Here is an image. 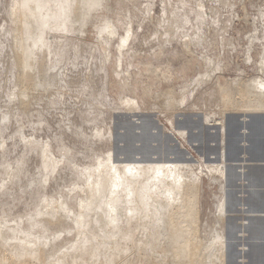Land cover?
<instances>
[{
  "label": "rangeland",
  "instance_id": "rangeland-1",
  "mask_svg": "<svg viewBox=\"0 0 264 264\" xmlns=\"http://www.w3.org/2000/svg\"><path fill=\"white\" fill-rule=\"evenodd\" d=\"M184 1L183 9L180 8L182 5H179V0H150L151 5L148 0H111L114 9L108 14V18L116 25H113L115 26L113 28H116L115 33L117 32L111 41L107 34L101 35L98 27L96 28L99 25L102 28L103 22L99 24L93 22L94 19L85 29L75 24L70 28V32L61 31L59 23L58 30L54 26H45L47 29H44L42 35L44 46L40 41L37 42L39 32L35 31L33 39L27 40L28 43L34 40L40 43L35 45L34 41V45L30 44L31 47L28 48L31 54L29 59L32 61L29 63L33 65L29 64V66H35L34 69L28 70L32 73L33 81L31 80L27 87H22V79L19 78L21 76L19 68L22 65L16 60L11 15L14 0H0V227L2 226L0 236L3 238L0 241L2 244L4 240V244L10 242L7 246L19 242L23 244L22 241L28 236L29 240L36 239L34 244L39 246L44 243L43 245L46 246L45 248L42 246L43 251H47H44L46 257L42 252L44 264L49 263L48 261L51 264L56 260V263L58 260L65 262L62 264H72L74 261L77 263L76 260H80L79 256L84 254L80 257L83 261L80 260L79 263L88 258L84 263L88 264L94 255L90 253L92 250L94 253L96 246L99 245L96 249L99 255L97 256L96 253L94 258H100L95 261L93 258L91 262L94 264L97 261L98 264H109L110 262L104 263V256L112 254V250L113 254L119 255L118 257L114 255L116 258L110 255L111 259L110 256L107 257L109 261L115 259L112 264H148L147 260L150 257L155 262L156 260L159 262L158 258L159 260L161 258L162 264L165 262L176 264L178 261L181 262V259L170 258L166 253L165 258L164 251L158 247L164 244L167 237L163 215L162 219L158 216L164 213L163 208L166 207L163 205H169L166 202L170 201V204H174L173 199L176 202L175 198L180 192L177 186L185 180L188 183L189 179V183L193 184L195 180L198 186L196 227L200 242L199 252H201V258H198L202 260V262L199 260L200 264H264V253L258 260H253L252 256V249L255 246L264 248V109H255V111L251 109V111L244 109L243 106V110L239 105L238 108L231 105L225 108L219 94L221 90L219 84L229 85L235 90L234 86L237 89V86L250 82L259 88L256 91L264 97V85L259 83H264V0ZM197 11L200 13L197 14L198 16ZM21 16L25 15L21 14ZM169 22L172 23L170 27ZM178 25L181 27L179 28ZM130 27L133 31L131 41L128 40L121 47L117 46L120 45L124 35H128ZM168 37L170 39H167ZM183 38L187 43L191 42L189 48L192 52L188 53L184 49ZM155 68L159 70L156 71ZM36 69L42 71V73L37 72L42 76L36 74ZM160 69L162 72H159ZM22 88H26V91ZM166 91L170 92L171 96ZM132 165L137 166V172ZM140 166H144L147 172L143 167L142 169L149 175L140 174L142 170ZM155 166L157 169L159 167L161 172L157 173L160 175L154 174ZM167 167L170 168L169 171L168 169L165 171ZM121 168L128 173H123ZM148 169L151 171L148 172ZM118 170L121 176L127 177L130 181L124 178L125 181ZM174 170L176 175L173 177ZM176 170L185 174L183 175L182 172L178 174ZM144 171L142 170V173ZM164 171L166 175L168 174L167 177L165 176L168 181L164 177ZM101 173L104 175L101 176ZM136 173L143 176L137 177L138 174L134 176ZM153 175H156V178H153ZM161 175L163 177H160ZM131 176L137 177L138 182L144 181L138 183ZM148 176L149 178L146 179ZM117 178L119 182L115 191L111 183ZM152 180L154 183L156 180L160 182V186L158 182L155 183L158 184L155 185L159 187H157L158 192ZM145 181H152L148 182L152 188ZM130 182L137 191L129 185ZM161 182L166 187L165 185L161 187ZM166 183L168 185L173 183L171 188L173 191ZM109 184L110 190H108ZM126 186L129 190L133 189L131 195ZM142 186L143 189L139 188ZM173 186L178 189H174ZM106 189L109 194L105 192ZM159 189H167L170 192L168 191L167 194V191L161 192ZM92 190L97 192L92 195ZM153 190L158 193L157 197ZM144 191L148 192H145L146 197L150 194L157 204H153L150 195L146 198ZM175 191L176 197L171 198L170 196L173 195L171 192ZM159 192L163 200L159 199ZM138 193L140 195L137 196ZM128 196L139 197L135 200L144 210L150 207L147 211L141 210L140 207L138 211L141 212H134L133 218L131 217L133 221L130 219L129 223L126 222V214L129 215V212L125 211L126 205L129 206L125 201ZM141 196H144L142 197L144 202L149 200L152 204L139 201ZM161 201H165L166 204ZM110 204L116 206L115 209L118 208L115 210L117 215L112 212L115 215L114 219L118 217L115 219L118 222L114 220L115 225H118L116 230L115 226H111L112 230L110 227L104 229L103 226L99 228L94 225L99 222L98 226H101L103 223L101 224L100 220L110 218ZM137 204L135 203L136 206ZM80 209L86 213L83 219L77 213ZM46 210L50 211L48 214L51 217L44 215L47 213ZM144 212L147 213L146 216ZM72 213H75V216ZM141 213L147 221L149 218L151 220L149 219L148 222L143 220ZM60 215L63 219L58 217ZM137 215L141 223L134 219ZM154 216L162 221L159 220L158 223L153 219ZM85 219L91 221L86 220V223ZM82 220L88 226H92V231L97 236L99 233L101 235L95 236L93 245L90 241L92 239L87 241L86 235L84 239L81 237L83 234L80 236L77 232L79 226H84ZM141 220L146 221L147 225L142 226L144 222ZM124 222L127 223L126 226ZM149 223L151 230L146 228L145 232V226L148 227ZM39 224L44 225V229ZM151 224L154 226L152 227ZM108 229L114 233V237L118 236V239L110 237L113 233H108ZM154 229L157 232H154ZM74 230H77L78 234ZM148 231L150 237L147 235ZM120 232H123L122 235L125 233L124 237ZM151 232L155 234L151 235ZM118 233L119 235H116ZM143 235L145 239H141ZM20 236L22 241L18 240L21 239ZM103 236L108 238L105 239ZM56 237L58 238L55 239ZM80 237L82 241H87L79 242L84 246L86 244L85 248L88 249V252L86 249L81 250L86 252L83 255L75 248L79 245L76 243L81 240ZM115 239L119 241L114 242ZM109 240L113 241V245H107L110 243ZM32 241L29 245L33 243ZM141 242L146 243L145 246L152 243L150 245L152 247L149 249ZM154 242L157 244L155 245ZM103 243L108 247H119L123 252L121 249V252L117 251L119 248L114 250L111 247L112 249L109 250ZM115 243L118 246L114 245ZM37 246L33 247L37 248ZM137 246L140 249L137 250ZM103 248L107 253L99 252ZM135 249L138 252H135ZM201 249L203 251H200ZM72 254H77L75 258L78 259L75 260Z\"/></svg>",
  "mask_w": 264,
  "mask_h": 264
},
{
  "label": "bare ground",
  "instance_id": "bare-ground-1",
  "mask_svg": "<svg viewBox=\"0 0 264 264\" xmlns=\"http://www.w3.org/2000/svg\"><path fill=\"white\" fill-rule=\"evenodd\" d=\"M149 2V5H151L150 4V0H148ZM152 1V0H151ZM163 1H165V0H163ZM178 1V0H177ZM117 3H119L118 1H117ZM166 3V2H165ZM164 3V4H165ZM185 3V1L184 0H179V5L181 4L182 6L180 7V8H183L184 9V7H183V4ZM201 4V3H200ZM200 4H198V5H200ZM116 5H118V4H116ZM116 5H114V6H116ZM148 6V5H147ZM173 6V5H172ZM178 6V5H177ZM201 6V8L203 7L202 6V4L200 5ZM151 8H152V6H150ZM180 8L178 9V10H180ZM114 9V7H113V5H111V0H14V2H13V6H12V8H11V15H12V17H13V25H14V40H15V46L14 47H16L15 49V52H16V60H17V62H19V64L20 65H22L21 66V68H19V69H21V76L19 77L20 79H22L21 81H22V83H23V86L22 87H27L28 85L27 84H29V82H32L33 80L31 79V76H32V73L30 72V71H28L29 70V68H32V69H34V67H31V66H33L32 64H30L32 61L29 59V55H31V54H29L30 52H29V47H31V45L30 44H32V45H37L38 43H36V41L34 42V41H32V42H27V40L29 41V40H31V39H33V35L35 34L34 32L35 31H38L39 32V34H37L38 35V37L37 38H39V40L37 41V42H39L40 41V43H41V45H45L44 44V42L42 41V40H44V38H42V35H43V32H44V29H47V28H45V26H47L48 25V27H49V25L50 26H54V27H57V30H58V26H57V24L59 23V25L61 26V31H64V32H66V31H68V32H70V28L72 27L73 28V26L75 25V24H77L80 28H83V29H85V28H87V26H88V24H90V23H92L91 22V20H95V21H93V22H98L99 24H100V22H103V26H102V28H100L99 26H96V28L97 29H99V31L98 32H100L101 33V35L102 34H107L108 36H109V41H111L112 40V38L114 37V36H116V34H117V32L115 33V29L116 28H113V27H115L116 25L115 24H113L114 22H111V20H110V18H108L109 17V13L112 11ZM148 9H149V7H148ZM145 10H146V8H145ZM201 10V9H200ZM149 11V10H148ZM193 11V10H192ZM146 12V11H145ZM179 12V11H178ZM191 12V11H190ZM203 12V11H202ZM148 13V12H147ZM152 13V12H151ZM21 14H23V15H25L24 17L23 16H21ZM146 14V13H145ZM199 15L200 13H199V11H197V13H196V15ZM205 14V13H204ZM181 15V14H180ZM180 15H179V17H180ZM195 15V16H196ZM197 15V16H198ZM150 16H151V14H150ZM150 16H148V18H150ZM171 16V15H170ZM154 17V16H153ZM175 17V16H174ZM184 17V16H183ZM200 17V16H199ZM253 17H254V15H253ZM245 18V17H244ZM264 18V17H263ZM166 19V18H165ZM171 19H172V17H171ZM174 19V18H173ZM177 19H178V17H177ZM151 20H152V18H151ZM150 20V21H151ZM155 20V19H154ZM168 20V19H167ZM28 21V22H27ZM113 21V20H112ZM166 21V20H165ZM175 21V20H174ZM179 21H180V19H179ZM182 21H184V19L182 20ZM186 21V20H185ZM130 22V21H129ZM204 22V21H203ZM161 23V22H160ZM175 23V22H174ZM176 23H177V21H176ZM184 23V22H183ZM28 24V25H27ZM95 24V23H94ZM172 23H170L169 22V24H168V26L169 25H171ZM181 24V23H180ZM253 24H254V22H253ZM92 25V24H91ZM98 25V24H97ZM113 25H115V26H113ZM160 25V24H159ZM182 25V24H181ZM181 25H178V27L180 28L181 27ZM197 25V24H196ZM59 26V27H60ZM130 26V25H129ZM183 26V25H182ZM253 26V25H252ZM54 27H53V29H54ZM162 27V26H161ZM170 27V26H169ZM50 29H52V27L50 28ZM126 30V29H125ZM150 30V29H149ZM148 30V31H149ZM164 30V29H163ZM168 30H170V29H168ZM155 31H157V30H155ZM165 31V33H166V30H164ZM129 32V33H128ZM128 35L126 36V35H124V37L126 36V38H124L123 36H121V37H123L121 40V43H119L120 45H117V46H119V47H121V46H123V43H127L128 42V40H130L131 41V39H132V29H131V27L128 29ZM169 32V31H168ZM154 33V32H153ZM156 34H159V33H156ZM171 34V33H170ZM174 34V33H173ZM35 36V35H34ZM152 36H154V34L152 35ZM170 36V35H169ZM187 36V35H186ZM100 37V36H99ZM105 37V36H104ZM120 37V38H121ZM161 37V36H160ZM173 37H174V35H173ZM31 38V39H30ZM149 38H151V37H149ZM186 38V37H185ZM188 38V37H187ZM251 38V37H250ZM249 38V39H250ZM253 38V37H252ZM167 39H170V37H168ZM184 39V38H183ZM189 39V38H188ZM187 39V41H190V40H188ZM13 40V41H14ZM104 40V39H103ZM185 41L184 42H182V45H183V47H184V49L189 53L191 50H190V48H189V45H190V43L188 42H186V39H184ZM107 41V40H106ZM168 41V40H167ZM171 41H172V38H171ZM33 42H34V44H33ZM105 42V41H104ZM165 42V41H164ZM193 42V41H192ZM251 42H252V39H251ZM40 43L38 44V45H40ZM108 44H109V42H107ZM159 44H161V43H159ZM48 45V44H47ZM164 45V44H163ZM195 45V44H194ZM159 46H161V45H159ZM193 46V45H192ZM125 48V47H124ZM44 50V49H43ZM122 50V49H121ZM120 50V51H121ZM125 50V49H124ZM107 51V50H106ZM162 51V50H161ZM160 51V52H161ZM34 52V51H33ZM192 52V51H191ZM121 53V52H120ZM107 54V53H106ZM108 56V55H107ZM159 56V55H158ZM30 60V61H29ZM208 60V59H207ZM30 62V63H29ZM209 62V61H208ZM214 63V62H213ZM29 64L31 65V66H29ZM34 64V63H33ZM263 64V63H262ZM261 64V65H262ZM205 65V64H204ZM211 65V64H210ZM260 65V66H261ZM42 67V66H41ZM152 67V66H151ZM156 67V66H155ZM39 69H40V67H39ZM149 69V67H147V70ZM154 69V68H153ZM156 69V71H157V69L158 68H155ZM42 70V69H41ZM159 70V69H158ZM40 73H42V71H40V70H38ZM37 69H36V74H37ZM155 71V70H154ZM30 72V73H29ZM34 72V73H35ZM44 72V71H43ZM159 72H162L161 71V69H160V71ZM157 73V72H156ZM119 74V73H118ZM164 74V73H163ZM38 75V74H37ZM46 75V74H45ZM161 75H162V73H161ZM208 75V74H207ZM35 76V75H34ZM38 76H42V75H38ZM166 76H164V78H165ZM32 78H33V76H32ZM36 78V76L34 77V79ZM37 78H39V77H37ZM43 79V78H42ZM45 79V78H44ZM48 79V78H47ZM218 79V78H217ZM259 79H261V78H259ZM263 79V78H262ZM32 80V81H31ZM36 80H34V82H35ZM41 81V80H40ZM219 81V80H218ZM217 81V82H218ZM47 82V81H46ZM216 83V82H215ZM220 83V82H219ZM237 83V82H236ZM235 83V84H236ZM260 84H262V85H264V83H261V82H259ZM37 84V83H36ZM38 84H39V82H38ZM47 84V83H46ZM230 84V83H229ZM239 84V83H238ZM257 84V83H256ZM234 85V84H233ZM232 85V86H233ZM219 87H220V101H221V103H223L224 104V107L225 106H227L228 105V107L231 105V106H238L239 105V107L241 106L242 107V109L244 108V109H246V110H248V109H254L253 111H255V109H264L263 107H264V97H263V95L262 96H260V94H259V92H257L256 91V89L258 88L256 85H254L253 83L252 84H250V82L249 83H244L243 85L241 84V85H239V86H237V89H236V87L234 86V88H235V90L234 89H232L229 85H224V86H221L220 84H219ZM259 89V88H258ZM19 90V89H18ZM22 90L23 91H26V88H22ZM149 90V89H148ZM146 91H147V89H146ZM168 91H170V90H168ZM168 91H166L168 94H169V96H171L170 95V92H168ZM21 93V92H20ZM25 93V92H24ZM150 93V92H149ZM167 93H166V95H167ZM172 94V93H171ZM238 98H237V97ZM21 97V96H20ZM173 97V96H172ZM22 98V97H21ZM25 98H27V97H25ZM165 98H166V96H165ZM169 98V97H168ZM169 99H171V98H169ZM130 100V99H129ZM28 101V100H27ZM128 101V100H127ZM170 101H172V100H170ZM169 102V101H168ZM238 102V103H237ZM22 103V102H21ZM128 103V102H127ZM171 103H173V102H171ZM175 103V102H174ZM20 104V103H19ZM126 105V104H125ZM168 105V104H167ZM127 106V105H126ZM129 106V105H128ZM127 106V107H128ZM221 106V105H220ZM244 106V107H243ZM132 107V106H131ZM223 107V106H222ZM235 107V108H236ZM133 108V107H132ZM135 108V107H134ZM226 108V107H225ZM232 108V107H231ZM238 108V107H237ZM236 108V109H237ZM130 109V108H129ZM243 109V110H244ZM132 110V109H131ZM252 111V110H251ZM260 111V110H259ZM263 111V110H262ZM214 126V125H213ZM224 153V152H223ZM138 160V159H137ZM172 160V159H171ZM170 160V161H171ZM144 161V160H143ZM161 162V161H160ZM48 164V163H47ZM51 164V163H50ZM56 164V163H55ZM114 164V163H113ZM126 164V163H125ZM134 164V163H133ZM162 164V163H161ZM53 165V164H52ZM109 165V164H108ZM119 165V164H118ZM135 165H137V164H135ZM148 165V164H147ZM167 165V164H166ZM169 165V164H168ZM50 166V165H49ZM106 166V165H105ZM113 166V165H112ZM124 166V165H123ZM129 166H131V165H129ZM132 166H134V165H132ZM158 166V165H157ZM161 166V165H160ZM170 166V165H169ZM168 166V167H169ZM52 167V166H51ZM115 167V166H114ZM127 167V166H126ZM137 167V166H136ZM135 166H134V168H135V172H137V168H136ZM142 167L145 169V167L144 166H140V168L142 169ZM149 167V166H148ZM147 167V168H148ZM151 167V166H150ZM154 167V166H153ZM152 167V168H153ZM166 167V166H165ZM168 167L166 168V170L165 171H167V169H168ZM53 168V167H52ZM110 168V167H109ZM120 168V167H119ZM133 168V169H134ZM155 168L157 169V167L155 166ZM154 168V169H155ZM162 168H164V166L163 167H161V170L163 171V169ZM173 169H174V166L172 167ZM171 168V169H172ZM176 168V167H175ZM122 169V168H121ZM125 169V168H124ZM138 169H139V165H138ZM140 169V170H141ZM144 169H142L143 171H144ZM149 169H151V168H149ZM149 169H148V172H150L149 171ZM155 169V172H154V174H157V175H160V174H158L159 172H161V171H159V167H158V171ZM170 169V168H169ZM169 169H168V171H169ZM177 170H178V168H176ZM89 170V169H88ZM87 170V171H88ZM102 170V169H101ZM101 170H99L100 172H102ZM129 170V169H128ZM131 170V169H130ZM129 170V171H130ZM142 170H141V172H140V174H145V175H147L148 173H145V171L147 172V169H145V171H144V173H142ZM176 170V173L178 172ZM111 172H112V170H110ZM113 171H115L116 172V170L115 169H113ZM119 172H120V170H118ZM122 171H123V173H128L127 172V170H123L122 169ZM154 171V170H153ZM164 171V172H165ZM171 171V170H170ZM119 172H117V175H119L118 173ZM131 173L133 172V171H130ZM134 172V173H135ZM158 172V173H157ZM164 172H162V173H164ZM179 172H182V171H179ZM178 172V174H181V173H179ZM10 173V172H9ZM91 173V172H90ZM130 173V174H131ZM161 173V174H162ZM184 172H182V174H183ZM98 174H99V172H98ZM113 174V173H112ZM138 173H136V174H134V176L135 175H137ZM169 174L171 175V172H169ZM177 174V175H178ZM185 174V173H184ZM183 174V175H184ZM186 174H188V173H186ZM84 175H86V174H84ZM104 175V174H103ZM102 175V173H101V176H103ZM122 174H121V172H120V176H121ZM125 175V174H124ZM133 175V174H132ZM143 175H140L139 176V174L137 175V177H141V176H143ZM149 175V174H148ZM152 175V174H151ZM164 175V174H163ZM168 175V174H167ZM167 175H166V172H165V175H164V177L166 176L167 177ZM169 175V176H170ZM174 175H176L175 174V170H174V172H173V177H174ZM48 176V175H47ZM88 176V175H87ZM106 176H107V174H106ZM114 176H116V175H114ZM120 176H119V178H120ZM126 176V175H125ZM156 175H153V178H156L155 177ZM180 176V175H179ZM178 176V177H179ZM89 177H90V175H89ZM96 177H97V175H96ZM117 177V176H116ZM115 177V178H116ZM121 177H123V176H121ZM131 177H133V176H131ZM137 177L135 178V177H133V178H135V180L138 182V180L139 179H137ZM152 176H150V178H151ZM160 177H163L162 175L160 176ZM160 177H158L159 179H160V181H162L161 180V178ZM165 177V178H166ZM173 177H172V179H173ZM183 177V176H182ZM102 178H105V177H102ZM119 178H117V179H115L114 181H113V179H112V183H111V185H112V187L114 186V188L117 186V183L119 182ZM124 178H126L128 181H130V179H128L127 177H123V179ZM133 178L131 179V181L133 180ZM145 178V177H144ZM149 178V176L146 178V179H148ZM157 178V179H158ZM164 178V179H165ZM186 179H187V177H185ZM10 179V178H9ZM111 179V178H110ZM143 178H141V180H142ZM152 179V178H151ZM163 179V180H164ZM167 179V181H168V178H166ZM170 180H171V178H169ZM176 180H177V176H176V178H175ZM174 179V180H175ZM179 179H180V177H179ZM178 179V180H179ZM183 180H184V177L182 178ZM99 180H101V179H99ZM98 180V181H99ZM108 180V179H107ZM121 180H122V178H121ZM125 180V179H124ZM135 180H134V184H136V182H135ZM155 180V179H154ZM154 180H152V181H145L146 183H148V182H152V184H153V186H155V185H158L160 182L158 181V180H156V182L155 183H157L158 182V184H155L154 183ZM169 180V182H171ZM174 180H172V182L174 181ZM175 180V181H176ZM191 180V179H190ZM194 180V179H193ZM97 181V182H98ZM106 181V180H105ZM126 181V180H125ZM127 181V182H128ZM144 180H142V182H143ZM166 180H165V182H167ZM186 181V180H185ZM185 181H183L182 182V180L181 181H179V184L181 183V189H180V186H177L176 188L178 189V196H177V198H175L176 199V202H174V199H173V203L174 204H170L169 202H166V203H168L169 205H167L166 203H164L165 201H167L168 200V193L170 192L169 190H167V189H163V190H165V192L167 191V197H166V199L167 200H165V201H161L162 203H164V204H166L165 206L163 205V207H166V208H163V211H164V213L163 214H159V213H157V211H156V213L157 214H159L160 216H158V217H160V219H162V215H163V219L162 220H164V226H166L165 228H166V241L164 242V244H160V245H158V247H160L159 249L160 250H163L164 251V255H165V253L167 254V255H170V258H176V259H181V262H179L178 261V263H181V264H200V261L202 262V260H200V253L201 252H199V246H200V242H199V240H198V237H197V227H196V222H197V219H196V201H197V194L198 193H196L197 192V190H198V186H196L197 184H195L196 183V181L194 180V182L195 183H193V184H191V183H189L190 181H189V179H188V183H186ZM192 181V180H191ZM133 182V181H132ZM132 182H130L129 183V185L132 183ZM139 182H141V181H139ZM138 182V183H139ZM141 182V183H142ZM144 182V183H145ZM162 182H164V181H162ZM161 182V183H162ZM121 183H122V181H121ZM124 183V182H123ZM126 183V182H125ZM141 183H140V185H141ZM145 183V184H146ZM174 183V182H173ZM172 183V184H173ZM178 183V182H177ZM88 184V183H87ZM90 184V183H89ZM100 184V183H99ZM106 184H108V182L106 183ZM134 184H132V185H134ZM149 184V187H151V184L150 183H148ZM167 184V183H166ZM171 184V183H170ZM172 184L171 185H168L167 184V186H170L169 188L171 189L172 188ZM175 184H176V182H175ZM178 184V185H179ZM44 185V184H43ZM110 184H109V186H108V190H110L109 189V187L111 186ZM119 185H120V183H119ZM118 185V186H119ZM129 185H127L128 187H129ZM142 185H144V184H142ZM163 185V183L161 184V187H164V185ZM177 185V184H176ZM175 185V186H176ZM93 186V185H92ZM91 186V187H92ZM103 186H105L104 184H103ZM102 186V187H103ZM124 186V185H123ZM126 186V187H127ZM131 186V185H130ZM146 186V185H145ZM158 186H160V184L158 185ZM158 186H155L154 188L155 189H157V187ZM79 187V186H78ZM94 187H95V185H94ZM93 187V188H94ZM128 187L126 188V189H128ZM132 187V186H131ZM135 187V186H134ZM134 187H132V188H134ZM147 187V189H149L148 188V186H146ZM160 187V188H161ZM165 187H166V185H165ZM174 187V186H173ZM88 189H89V187H87ZM92 188V189H93ZM100 188V187H99ZM113 188V189H114ZM120 188V187H119ZM122 188V187H121ZM131 188V189H132ZM136 188H138V185H137V187ZM139 188H142L143 189V186L142 187H139ZM152 188V187H151ZM159 188V187H158ZM168 188V187H167ZM175 187H174V189H176ZM102 189H104V187L102 188ZM135 189V188H134ZM144 189H146L145 187H144ZM146 189V191H149V190H147ZM162 189V188H161ZM161 189H159L161 192L163 191V190H161ZM112 190V189H111ZM129 190V189H128ZM127 190V191H128ZM136 190V189H135ZM152 190V189H151ZM172 191H173V189H171ZM102 192H103V190H101ZM115 191H116V188H115ZM137 191V190H136ZM146 191H144V194H145V197H146V193H148V192H146ZM154 191V190H153ZM169 191V192H168ZM88 193L90 192L89 190L87 191ZM94 192H95V190H92V192H91V194L93 195L94 194ZM96 192H97V190H96ZM95 192V193H96ZM106 193H108V191H107V189H106V191H105ZM131 192V193H130ZM132 192H133V189L132 190H129L128 191V193H130V195L132 194ZM135 192V191H134ZM139 192H141L142 193V191H139ZM146 192V193H145ZM156 192H158V189H157V191ZM156 192L154 191L153 193H155L156 194ZM161 192H159L160 194L158 195L159 196V199H162L163 200V198H160L162 195H161ZM137 193V192H136ZM149 193H151L150 191H149ZM176 193V191L174 192V193H172L171 192V194H173L172 196H170L171 198L172 197H176V196H174V195H177V194H175ZM109 194V193H108ZM108 194H107V196H108ZM123 194V193H122ZM126 194V193H125ZM135 193H133V195H134ZM152 194V193H151ZM154 194V195H155ZM158 194V193H157ZM157 194L155 195L156 197H157ZM163 194V193H162ZM165 194V193H164ZM97 195V194H96ZM115 195H117V193H115ZM124 195V194H123ZM128 195V194H127ZM137 196L138 195H140V193H138V194H136ZM150 194H148V196H149ZM88 196H91V195H88ZM95 196V195H94ZM118 196V195H117ZM136 196V198H137V200H138V198L139 197H137ZM147 196V197H148ZM151 196V195H150ZM149 196V197H150ZM164 196V195H163ZM92 197V196H91ZM91 197H90V199H91ZM110 197H111V195H110ZM109 197V198H110ZM113 197V196H112ZM131 197V196H130ZM142 197H144V196H141V199H139V201L140 200H142L143 201V199H142ZM146 197V198H147ZM152 198H153V196H151ZM165 197V196H164ZM89 198V197H88ZM134 198V199H133ZM135 198V196L133 197H131V198H129V196L127 197V198H125V201H127V203H129V206L128 205H126V208H127V210H125L126 208H125V206H124V210L125 211H127V212H129V215L128 214H126V212L124 213V214H126V219H127V221L126 222H128V221H130V219L132 220V216L134 215V212H137V213H140L139 211H138V209H140V207H142L141 206V204L137 201L136 202V199ZM145 198V199H146ZM44 199V198H43ZM92 199H93V197H92ZM91 199V200H92ZM112 199H114V198H111V200ZM150 200H151V198H149ZM157 199V198H156ZM165 199V198H164ZM91 200H89V203H90V201ZM148 200V199H147ZM158 200V199H157ZM87 201H88V199H87ZM142 201H141V203H142ZM145 201V200H144ZM143 201V203H151L152 201H153V204H157V201L155 200V198H153V200L151 201V202H149V200H148V202H144ZM154 201H156V203L154 202ZM61 202V201H60ZM82 202V201H81ZM109 202V201H108ZM124 202V201H123ZM159 202H160V200H159ZM87 203V202H86ZM99 203V202H98ZM110 203V202H109ZM115 203V202H114ZM113 203V204H114ZM127 203H125V204H127ZM135 203L137 204V206H139V204H140V206H139V208H136L137 206L135 205ZM171 203H172V200H171ZM93 204V203H92ZM152 204V203H151ZM160 204V203H159ZM66 205V204H65ZM91 205V204H90ZM98 205H100V203L98 204ZM97 205V206H98ZM115 205V204H114ZM114 205H111L110 204V207H109V211H110V213H111V216H110V218H107V220H105V219H103L105 222H103V220H100V223L102 224L103 223V225H99L98 226V224H99V222H98V224L96 225V224H94V222L93 223H91L90 222V224H94L95 226H97V227H99V228H102V226H103V228L105 229L106 227L107 228H109L110 227V229H112L114 226V229L116 228V226L118 227V225H115V222H114V220L115 219H117V218H115L114 219V217H115V215H117L116 213H115V210H117V209H115L116 208V206H114ZM117 205V204H116ZM121 205V204H120ZM123 205V204H122ZM143 205V204H142ZM149 205V204H148ZM162 205V204H161ZM145 206H146V204L144 205V208H145ZM150 206H153V205H150ZM53 207V206H52ZM79 207V206H78ZM85 207V206H84ZM96 207V206H95ZM119 207V206H118ZM154 207V206H153ZM101 208V207H100ZM121 208V207H120ZM150 207H148V209H149ZM155 208V207H154ZM60 209V208H59ZM106 209V208H105ZM122 209V208H121ZM137 211H136V210ZM143 209V207L141 208V210ZM147 208L145 209L146 211L148 210ZM165 209V210H164ZM49 210V209H48ZM53 210H54V208H53ZM66 210V209H65ZM78 210H79V208H78ZM83 210V209H82ZM81 209H80V212H77V213H79V217H81V219H83V217L85 216V214L86 213H88V211L86 210V208H85V210L87 211L85 214L83 213V211H82ZM84 210V211H85ZM91 210V209H90ZM144 209H143V211H145ZM153 210V209H152ZM47 211V210H46ZM55 211V210H54ZM82 211V212H81ZM92 211V210H91ZM142 211V212H143ZM161 212H163L162 210H160ZM56 213L58 212L57 210L55 211ZM63 212V211H62ZM105 212V211H104ZM112 212H114L115 213V215L112 213ZM120 212H121V210H120ZM38 213V212H37ZM48 213H50V211H47V213H44V215L45 214H47V217H49V215L50 214H48ZM52 214L54 213L53 211L51 212ZM92 213V212H91ZM90 213V214H91ZM94 213V212H93ZM100 213V212H99ZM145 213V212H144ZM156 213H154V214H156ZM35 214V213H34ZM58 214V213H57ZM60 214L62 215V213L60 212ZM73 214V213H72ZM75 214V213H74ZM73 214V215H74ZM89 214V215H90ZM41 215V214H40ZM42 215H43V212H42ZM41 215V216H42ZM54 215V214H53ZM52 215V217H55V216H53ZM60 215V216H61ZM67 215V214H66ZM110 215V214H109ZM136 215V214H135ZM141 215L143 216V220H146V217H144V215L146 216L147 215V213H145L144 215H143V213H141ZM150 215V214H149ZM46 216V215H45ZM58 216L59 218H62L63 219V216H64V213H63V216ZM75 216V215H74ZM73 216V217H74ZM94 216V215H93ZM101 216V215H100ZM103 216L104 215H102V217L101 218H103ZM122 216V215H121ZM141 216V217H142ZM44 217V216H43ZM50 217H51V215H50ZM125 217V216H124ZM132 217V218H131ZM136 218H134L135 220H137L138 221V215L137 216H135ZM141 217L139 218V219H141ZM157 216H156V218H158ZM72 218V217H71ZM87 218H88V215H87ZM99 218V217H98ZM155 218V216L153 217V219H156ZM33 219V218H32ZM40 219V218H39ZM44 219V218H43ZM49 219V218H48ZM51 219H54V218H51ZM56 219H57V217H56ZM80 219V218H79ZM92 219V218H91ZM150 219V218H149ZM149 219H148V221H149ZM159 219V220H160ZM61 220V219H60ZM59 220V221H60ZM77 220H78V218H77ZM86 220H89V221H91L90 219H85V222L87 223V221ZM99 220V219H98ZM125 220V219H124ZM134 220V221H135ZM143 220H141L142 222H144V223H142V226H143V224H145L146 223V221H143ZM151 220V219H150ZM159 220H155V221H159ZM162 220H160V221H162ZM22 221V220H21ZM39 221V220H38ZM41 221H42V219H41ZM40 221V222H41ZM50 221V220H49ZM88 221V222H89ZM102 221V222H101ZM115 221H117V220H115ZM133 221V220H132ZM147 221V222H148ZM20 222V221H19ZM53 222V221H52ZM79 222V221H78ZM81 222V221H80ZM82 222H83V220H82ZM85 222H83L84 223V226H79L78 227V231L77 230H74L75 232L77 231L79 234H80V236L81 237H86V240L88 239H92V240H90V241H92L91 242V244L93 245L94 243H93V240H94V238H95V236H97V234L96 233H94L92 230V226L91 225H87ZM113 222H114V225H113ZM118 222V221H117ZM138 222H140V221H138ZM157 222H155V223H157ZM36 223V222H35ZM74 223V222H73ZM82 223V224H83ZM97 223V222H96ZM125 223V222H124ZM129 223V222H128ZM141 223V222H140ZM159 223V222H158ZM163 223V222H162ZM161 223V224H162ZM10 224H12V223H10ZM19 224V223H18ZM30 224V223H29ZM47 224H49V222L47 223ZM58 224V223H57ZM76 224V223H75ZM79 224V223H78ZM85 224H86V226H85ZM126 224L127 223H125V226H126ZM154 224V223H153ZM2 225V224H1ZM6 225H7V222H6ZM5 225V226H6ZM40 225V224H39ZM42 225V224H41ZM40 225V227L41 228H43L44 229V225L43 226H41ZM134 225V224H133ZM136 225V224H135ZM139 225V224H138ZM145 225H147V224H145ZM149 226L148 227H146L145 226V232H146V228H149L150 230H151V228H150V223L148 224ZM159 225V224H158ZM8 226V225H7ZM17 226V225H16ZM15 226V227H16ZM36 226H37V223H36ZM64 226V225H63ZM77 226V225H76ZM111 226H113V227H111ZM141 226V225H140ZM139 226V227H140ZM151 226H152V224H151ZM154 226V225H153ZM152 226V227H153ZM2 227V226H1ZM0 227V228H1ZM59 227V226H58ZM96 227V228H97ZM129 227V226H128ZM137 228H138V226H136ZM9 228V227H8ZM16 228H18V227H16ZM36 228V227H35ZM67 228V227H66ZM98 228V229H99ZM143 228V227H142ZM154 228H156L157 229V227H154ZM165 228H163V229H165ZM13 230H14V228H12ZM64 229V228H63ZM76 229V228H75ZM110 229H108L109 231H108V233L110 232H112ZM117 229V228H116ZM115 229V230H116ZM148 229V230H149ZM153 229V228H152ZM162 229V230H163ZM1 230V229H0ZM19 230V229H18ZM36 230V229H35ZM47 230V229H46ZM71 230V229H70ZM73 230V229H72ZM101 230V229H100ZM113 230V229H112ZM128 230V229H127ZM155 230V229H154ZM20 231H22V230H20ZM24 231V230H23ZM95 231V230H94ZM107 231V230H106ZM120 231V230H119ZM126 231V230H125ZM153 231V230H152ZM2 232V231H1ZM12 232V231H11ZM32 232V231H31ZM43 232V231H42ZM76 232V234H78ZM100 232V231H99ZM149 232L150 231H148V233H147V235H149ZM154 232H157L156 230L154 231ZM154 232H151L150 234L152 235V233H154ZM164 232V231H163ZM24 233V232H23ZM67 233V232H66ZM113 233V232H112ZM121 233V236H123L124 237V235H125V233L122 235V233L123 232H120ZM127 233V232H126ZM140 233V232H139ZM3 234H4V232H3ZM2 234V235H3ZM8 234V233H7ZM21 234V233H20ZM25 234V233H24ZM29 234V233H28ZM27 234V235H28ZM45 234H46V232H45ZM75 234V233H74ZM102 234H103V232H102ZM107 234V233H106ZM142 234H143V232H142ZM155 234V233H154ZM5 235V234H4ZM14 235V234H13ZM32 235V234H31ZM86 235V236H85ZM99 235H100V233H99ZM98 235V236H99ZM112 235V234H111ZM116 235H119V233L118 234H116ZM146 235V236H147ZM7 236V235H6ZM78 236V235H77ZM77 236H75V237H77ZM97 236V237H98ZM101 236V235H100ZM110 236V235H109ZM144 237H142L141 239H145V235H143ZM156 236H157V234H156ZM155 236V237H156ZM2 236H0V240L1 239H3V238H1ZM21 237V236H20ZM22 237H23V235H22ZM22 237H21V239H18L19 241L21 240L22 241ZM29 237V236H28ZM28 237L27 238H25V240L24 241H22L23 242V244L21 243V242H19V244H14V245H11V246H7L9 243L8 242H6V243H8V244H4V241H3V244L1 243V241H0V264H44V261H43V254H42V252L45 254V252H47V251H43V248H42V246L44 247L45 245H43V244H41V245H39V246H37L38 244H34V241L36 240H34V241H32V240H29L28 239ZM43 237V236H42ZM80 237V241L78 240V243H76V242H73V244L74 243H76V244H79V242H85L86 240H84V241H82V238ZM104 238H105V236H103ZM110 237H114V233H113V235L112 236H110ZM109 237V238H110ZM117 237V238H116ZM116 237H114V238H116V239H118V236H116ZM127 237V236H126ZM135 237V236H134ZM148 237V236H147ZM146 237V238H147ZM149 237H150V235H149ZM148 237V238H149ZM154 237V236H153ZM152 236H151V238H153ZM165 237V236H164ZM8 238V237H7ZM17 238H18V235H17ZM40 238V237H39ZM58 237H56L55 239H57ZM79 238V237H78ZM103 238V239H104ZM106 238H108V236L106 237ZM105 238V239H106ZM114 238H112V240L114 239ZM147 238V239H148ZM158 238V237H157ZM6 239V238H5ZM23 239H24V237H23ZM31 239V238H30ZM41 239V238H40ZM44 239H46V238H44ZM54 239V238H53ZM85 239V238H84ZM111 239V238H110ZM116 239H115V241L114 242H118V241H116ZM119 239H120V241H119V243L121 242V238H120V236H119ZM127 239V238H126ZM150 239V238H149ZM148 239V240H149ZM156 239V238H155ZM17 240V239H16ZM75 240H76V238H75ZM74 240V241H75ZM87 240V241H88ZM97 240V239H96ZM95 240V241H96ZM100 240H101V237H100ZM99 240V241H100ZM124 240V239H123ZM132 240V239H131ZM131 240H127V241H131ZM139 240V239H138ZM152 240V239H151ZM154 240V239H153ZM152 240V241H153ZM162 240V239H161ZM31 241L33 242L31 245H29L30 243H31ZM53 241V240H52ZM86 241V242H87ZM106 241V240H105ZM108 241V240H107ZM125 241V240H124ZM140 241V240H139ZM142 241V240H141ZM145 241V240H144ZM151 241V242H152ZM15 242V241H14ZM13 242V243H14ZM39 242V241H38ZM37 242V243H38ZM109 242H110V240H109ZM126 242V241H125ZM136 242V241H135ZM150 242V243H151ZM157 242L159 243V241L157 240ZM157 242L155 243L154 242V244L156 245L157 244ZM12 243V242H11ZM12 243V244H13ZM15 243H17V241L15 242ZM21 243V244H20ZM51 243V242H50ZM89 243V242H88ZM102 242H100V244H101ZM106 243V242H105ZM105 243H103L109 250H111L113 247L112 246H107V245H113V241L112 242H110V243H108L107 245L105 244ZM132 243V242H131ZM142 243V242H141ZM149 243V242H148ZM153 243V242H152ZM151 243V244H152ZM90 244V245H91ZM124 244V243H123ZM126 244V243H125ZM132 244H134V243H132ZM138 244V243H137ZM143 245L144 244H146V243H142ZM150 244V245H151ZM263 244V243H262ZM35 245V247L37 246V248H35V247H33ZM80 245V246H79ZM78 246H76V245H74V246H76L75 248H76V250H77V252H78V250H84V249H86L85 248V246H86V244H85V246L83 245V244H79ZM89 245V246H90ZM99 245V244H98ZM114 245H117L116 243L114 244ZM140 245V244H139ZM143 245H141V247L143 246ZM148 246V248L149 247H152V246ZM28 246V247H27ZM73 246V247H74ZM100 246V245H99ZM99 246H96V249H98V247ZM118 246V245H117ZM145 246V245H144ZM147 246H145V247H147ZM31 247V248H30ZM46 247V246H45ZM44 247V248H45ZM57 247V246H56ZM91 247V246H90ZM90 247H89V249H90ZM112 247V248H111ZM115 247V246H114ZM123 247V246H122ZM128 246H126V248H127ZM138 248H137V250L138 249H140L139 248V246H137ZM75 248L73 249V250H75ZM93 249L95 248V247H92ZM101 248H102V245H101ZM115 248H119V247H115ZM115 248H113L114 250H116ZM125 248V247H124ZM123 248V249H124ZM157 248V247H156ZM48 249V248H47ZM95 249V252L93 253V251L94 250H92V252L90 253V254H94L93 255V258H94V256H95V254L98 252L97 250ZM120 249L121 248H119V250L117 249V251H120ZM150 249V248H149ZM87 250V252H88V249H86ZM106 249H100L99 250V252L101 251H105ZM122 250V249H121ZM125 250V249H124ZM129 250H130V248H129ZM136 250V249H135ZM135 251V252H138V251ZM142 250H143V248H142ZM216 250H217V248H216ZM79 251V252H80ZM97 251V252H96ZM108 251V250H107ZM128 251V250H127ZM200 251H203L202 249L200 250ZM206 251V250H205ZM82 252V251H81ZM85 252V251H84ZM84 252H82L81 253V255H83L84 254ZM106 252V251H105ZM105 252H104V254H105ZM113 250H112V254H110L111 256H114L115 254H113ZM116 252V251H115ZM121 252V251H120ZM119 252V254H121ZM122 252H123V250H122ZM155 252H156V250H155ZM195 252H197V253H195ZM52 253V252H51ZM63 253H65V252H63ZM86 253V252H85ZM107 253V252H106ZM150 253V252H149ZM210 253V252H209ZM212 253V252H211ZM263 253H264V248H260V246H255L254 247V249H253V254H254V257H256V258H260V257H262V255H263ZM66 254V253H65ZM77 254H79L80 255V253H77ZM77 254H72L73 256H74V258H75V256H78ZM90 254H88L87 253V255H90ZM102 254V253H101ZM103 254V255H104ZM117 255H118V253H116ZM123 254V253H122ZM153 254V253H152ZM48 255V254H47ZM64 255V254H63ZM67 255V254H66ZM85 255V254H84ZM83 255V256H84ZM99 254L97 253V256H98ZM110 255H105L104 256V259H105V261L103 260V258H102V260L104 261V263H108V262H110L109 264H112L113 262L112 261H114V260H110L109 261V259L107 258V257H109ZM117 255H115V256H117ZM45 257H46V254L44 255ZM53 256V255H52ZM51 256V257H52ZM69 256V255H68ZM83 256H79V259L80 260H82L80 257H83ZM111 256L109 257L110 259H111ZM114 256V258H116ZM119 256V255H118ZM117 256V257H118ZM163 256V255H162ZM201 256H203V255H201ZM55 257V256H54ZM61 257H62V255H61ZM67 257V256H66ZM72 257V256H71ZM70 257V259L72 260V261H74V259L73 258H71ZM89 258H90V256H88ZM121 257V256H120ZM145 257V256H144ZM153 257V256H152ZM155 257V256H154ZM169 257V256H168ZM198 257H200V258H198ZM48 258H50V257H48ZM57 258V257H56ZM63 259H64V257H62ZM77 258V257H76ZM76 258H75V260H76ZM93 258H92V260H93ZM100 257H97V258H94V260L93 261H95L96 259H99ZM123 258V257H122ZM165 258H166V255H165ZM165 258H164V260H165ZM170 258H169V260H170ZM204 258V257H203ZM220 258V257H219ZM47 259V258H46ZM78 259V258H77ZM91 259V258H90ZM113 259V258H112ZM118 259V258H117ZM124 259V258H123ZM128 259H131V258H128ZM127 259V260H128ZM149 259V258H148ZM151 259V261H149ZM150 259L149 260H147L148 261V264H162V262L160 261L161 260V258H160V260H159V258H158V261L159 262H157V260H156V258H155V260H156V262L155 261H152V260H154V259H152L151 257H150ZM175 259V260H176ZM79 260V261H80ZM85 260V259H84ZM87 260H88V258L85 260L86 262H87ZM91 260V261H92ZM126 260V261H127ZM134 260V259H133ZM162 260H163V258H162ZM175 260H174V262H175ZM200 260V261H199ZM48 261V260H47ZM52 261V260H51ZM62 261V260H61ZM61 261H59L58 260V263H56L57 262V260L53 263V262H51V264H62V263H65V262H61ZM79 261H77L76 260V262L77 263H75V261L72 263V264H80L79 263ZM83 261V260H82ZM85 261L84 262H82L81 264H84L85 263ZM90 261V260H89ZM89 262V263H93V262ZM125 261V260H124ZM142 261V260H141ZM144 261H145V259H144ZM172 261V260H171ZM49 263H50V261H48ZM112 262V263H111ZM120 262V261H119ZM133 262H135V261H133ZM143 262V261H142ZM146 262V261H145ZM144 262V263H145ZM155 262V263H154ZM46 263V262H45ZM49 263H46V264H49ZM69 263V262H68ZM88 263V264H89ZM102 263V262H101ZM124 263V262H123ZM128 263V262H127ZM139 263V262H138ZM167 262H165V264H166ZM168 263H169V261H168ZM172 263V262H171ZM176 263V262H175ZM178 263H176V264H178ZM94 264V263H93ZM96 264H98V261H97V263ZM122 264V263H121ZM129 264H131V263H129ZM134 264V263H133ZM143 264V263H142ZM145 264H147V263H145ZM170 264V263H169Z\"/></svg>",
  "mask_w": 264,
  "mask_h": 264
},
{
  "label": "water",
  "instance_id": "water-1",
  "mask_svg": "<svg viewBox=\"0 0 264 264\" xmlns=\"http://www.w3.org/2000/svg\"><path fill=\"white\" fill-rule=\"evenodd\" d=\"M258 247V246H257ZM260 248H263L262 246H260ZM254 249V248H253ZM253 249H252V253H253ZM253 256V260H258L259 258H256L254 257V254L252 255Z\"/></svg>",
  "mask_w": 264,
  "mask_h": 264
}]
</instances>
